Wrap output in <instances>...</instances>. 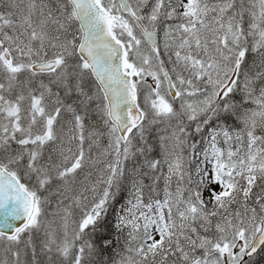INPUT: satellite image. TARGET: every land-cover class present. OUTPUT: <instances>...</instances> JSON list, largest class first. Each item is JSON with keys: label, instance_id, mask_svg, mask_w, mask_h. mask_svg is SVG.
Here are the masks:
<instances>
[{"label": "snow or ice", "instance_id": "snow-or-ice-1", "mask_svg": "<svg viewBox=\"0 0 264 264\" xmlns=\"http://www.w3.org/2000/svg\"><path fill=\"white\" fill-rule=\"evenodd\" d=\"M0 264H264V0H0Z\"/></svg>", "mask_w": 264, "mask_h": 264}]
</instances>
